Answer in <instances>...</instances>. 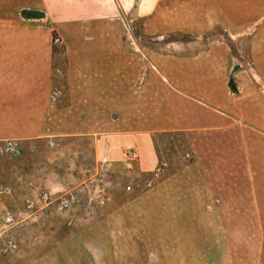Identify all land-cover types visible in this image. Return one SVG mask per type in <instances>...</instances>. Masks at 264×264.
<instances>
[{
	"label": "rangeland",
	"instance_id": "rangeland-1",
	"mask_svg": "<svg viewBox=\"0 0 264 264\" xmlns=\"http://www.w3.org/2000/svg\"><path fill=\"white\" fill-rule=\"evenodd\" d=\"M11 2L0 3V31L46 39L56 51L61 88L68 68L105 77L109 87L116 88L118 79L117 119L132 104L157 102L164 88L175 90L172 85L198 89L204 97L217 93L220 114L225 101L257 104L264 97V0ZM84 56H93L86 60L93 64L82 71ZM111 115L107 112V122ZM151 138V151L124 146L104 156L97 174L87 139L20 141L21 157H0V187L10 189L0 195V233L2 219L11 215L17 224L4 235L19 244L0 264H264V192L260 205L246 203L233 211L231 204L222 208L216 187L207 193L200 184L205 177L192 173L204 172L207 155L222 150L264 157V133L226 116L205 132ZM231 141L249 144L239 148ZM127 149L138 154L130 169L123 161ZM156 166L162 168L158 177ZM87 178L95 180L90 193L81 189ZM68 180V189L47 188ZM43 192L75 198L66 209L51 208L39 202ZM29 203L34 207L28 213Z\"/></svg>",
	"mask_w": 264,
	"mask_h": 264
},
{
	"label": "crops",
	"instance_id": "crops-1",
	"mask_svg": "<svg viewBox=\"0 0 264 264\" xmlns=\"http://www.w3.org/2000/svg\"><path fill=\"white\" fill-rule=\"evenodd\" d=\"M38 39V33L0 31V142L19 140L27 144L52 138L91 140L92 166L97 174L102 170L103 157L115 156L124 146H143L151 151L153 133L205 132L218 127V122L226 116L264 133V97L260 96L257 104L234 105L225 101L220 114L217 93L205 96L206 100L198 89L191 92L182 85H172L175 90L170 86L164 88L157 102L148 99L147 104H132L128 114H121L117 119L118 79L113 83L117 85L115 88L112 84L109 87L105 77L84 74L83 70H88L86 65L93 64L86 61L93 56H84L80 58L84 73L70 72L68 68L61 88L60 69L54 60L56 51L46 46V39L42 42ZM107 112L113 115L111 122L106 120ZM218 115H222L220 120ZM234 143L239 148L249 144L248 141ZM240 153L229 154L226 150L209 153L205 171L192 170L194 176L205 177L199 183L206 187L207 193H213L216 187L222 195L217 199L222 208L224 204H231L233 211H239L246 203L260 205L259 194L264 192V157L251 156L247 151ZM77 170L83 173L80 168ZM72 171L68 178L73 176ZM11 173L18 175L12 170ZM23 173L27 174L25 170ZM87 179L81 189H88L90 193L95 188L92 186L95 180ZM70 183L69 180L66 184L51 183L47 188L59 192L70 188ZM21 186L22 182L18 189ZM209 197L204 199V207Z\"/></svg>",
	"mask_w": 264,
	"mask_h": 264
},
{
	"label": "built area",
	"instance_id": "built-area-1",
	"mask_svg": "<svg viewBox=\"0 0 264 264\" xmlns=\"http://www.w3.org/2000/svg\"><path fill=\"white\" fill-rule=\"evenodd\" d=\"M23 154V146L19 140H4L0 142V157L17 159L21 157ZM124 162L128 169L131 168L133 162L138 160V154L135 149H127L123 152ZM162 168L160 166H156L154 169V176L158 177L161 174ZM129 190V188L127 189ZM10 192L9 188L0 187V195H7ZM75 198V196L71 193L66 195L52 196V194L48 192H43L40 195L39 202L49 206L51 208H67L71 201ZM99 205H104V201L100 200L98 202ZM34 207V203H29L26 208L28 209V213ZM16 222L13 217L9 214L2 219V231L0 233V238H2V242L0 244V257H5L10 254H13L18 248V242L16 239L6 234L11 228L16 226ZM3 236V237H1Z\"/></svg>",
	"mask_w": 264,
	"mask_h": 264
},
{
	"label": "trees",
	"instance_id": "trees-1",
	"mask_svg": "<svg viewBox=\"0 0 264 264\" xmlns=\"http://www.w3.org/2000/svg\"><path fill=\"white\" fill-rule=\"evenodd\" d=\"M56 35H57L56 32L53 31L52 32V35H51L52 41H54ZM52 49H53V51H55V48L54 47H52ZM230 83H232V82L229 81V88L231 89V91H233L235 93L236 92V87L234 85H231Z\"/></svg>",
	"mask_w": 264,
	"mask_h": 264
}]
</instances>
